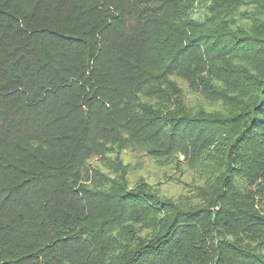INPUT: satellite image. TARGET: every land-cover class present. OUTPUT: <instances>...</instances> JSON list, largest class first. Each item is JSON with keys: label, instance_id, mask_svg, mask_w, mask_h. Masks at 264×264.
<instances>
[{"label": "trees", "instance_id": "obj_1", "mask_svg": "<svg viewBox=\"0 0 264 264\" xmlns=\"http://www.w3.org/2000/svg\"><path fill=\"white\" fill-rule=\"evenodd\" d=\"M0 264H264V0H0Z\"/></svg>", "mask_w": 264, "mask_h": 264}]
</instances>
